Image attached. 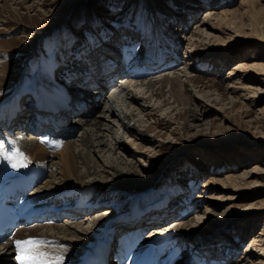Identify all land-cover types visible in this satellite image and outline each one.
I'll return each instance as SVG.
<instances>
[{
    "label": "rangeland",
    "instance_id": "rangeland-1",
    "mask_svg": "<svg viewBox=\"0 0 264 264\" xmlns=\"http://www.w3.org/2000/svg\"><path fill=\"white\" fill-rule=\"evenodd\" d=\"M13 1L15 0L8 1L11 3V10H3L5 18L11 21L7 24L0 21V61H4L0 63V72L6 67L10 70L14 69L9 73L12 75L8 77L10 79L15 75L18 82L12 90H3L0 95L5 97V95H11L13 90L17 92L19 83L22 84V79L26 76L20 90L24 101L26 100V102L23 101L25 105L29 103V94L38 90L40 84L47 82L43 73L49 63L56 65L54 75L60 78V72H63L61 65L68 61L69 57L77 59L79 51L91 42L101 41L106 47L114 44L119 47L122 44L123 49H131L130 55L134 53V57L139 58L147 47L157 46L160 49V46L165 45V48L172 49L171 43L177 44L179 40L183 41L179 54H176L179 57L178 64L173 69H176L175 71L186 82L183 94L193 102L192 115L188 114L183 104L178 101L172 102L174 97H170L171 104L157 108L156 113H152L153 116L149 115V109L143 112L146 115L140 114L139 116L148 120L147 124H153L154 129L158 130L156 138L159 139L156 143L160 145L152 151L148 144L142 142L143 146H146L143 147L146 151V160L143 162L135 159L136 173L121 174L117 178H114L117 173L112 174L114 173L112 170L110 171L112 173L108 174L109 177H103L107 175V172H103V164L110 154L105 149L108 146L102 149V152H98L93 146L82 143L81 140L86 136L85 128L78 126L70 138L66 137L72 142V149L77 157L76 170L84 175L85 180L107 178L108 183L117 181L116 185L110 186L111 188L100 186L97 190L102 196L99 202L105 198L108 199L107 189H113V187L114 191L118 190L121 194L120 197L127 196L125 200L121 198L113 200L112 212H108L117 221L125 219L126 216L122 219L120 215L129 214V210L135 206L149 210L159 206L164 198L170 199L171 203L175 202L169 218L164 223L168 224L180 219L197 221L193 223L194 225L184 228L192 235L190 242H180L181 238L175 237L179 236L181 231L175 233L174 246L180 245V256L176 257L172 264H182L193 254L198 264L199 260L203 262V257L206 258L208 255L203 256L204 254L199 250L202 246L215 249L214 252H209L215 256L208 260L210 262L219 256L218 260L211 261H216L214 264H217L219 260H223L219 264H264V80H262L264 75L259 73V66L249 67L250 69L246 66L240 71L249 73L257 80L251 81L247 77L241 79L240 73H230L235 66L243 62L250 64L255 61L254 58H257L260 63L264 62V40L261 39L263 31L262 28H260L261 31L256 28L258 24L255 22V15L248 10L245 11L246 8L243 9V7L238 8L234 13L238 15V25L224 27L228 28V30L225 29L226 33L210 26H205L206 28L201 26L203 19H207L210 15L208 9L209 11L232 9L237 7L241 0H45L46 5L41 6L38 14L28 11L26 7L20 8L16 4L19 0H16V3ZM32 2L41 1L30 0L29 3ZM2 3L3 0L0 1V5ZM29 3H25V6ZM15 9L18 11L15 12ZM13 16L18 19L15 21ZM210 22L216 26L218 24L217 18L210 19ZM238 27L239 30H236L235 28ZM224 28L221 25L222 31ZM192 33L196 35L191 36ZM159 49L155 48V52L160 53ZM59 52H63L64 55L60 57ZM169 54L171 53L168 52ZM91 57V60L99 62L105 58L97 60V56ZM173 62L175 60L172 58L168 64ZM100 65L106 69L104 63ZM185 66L186 69H194V72L188 69L186 75L192 73L197 76V82L186 80ZM169 71L172 69H161L154 73V76H160ZM84 72L87 74L86 70ZM148 77L151 78V76ZM133 82L135 83V79ZM115 85L117 86L118 82L112 85V89ZM134 90L139 93L143 87L138 86ZM113 91L110 89L103 91V98L106 96L108 99H115L114 96L118 91ZM225 97L232 98L234 102H229L228 98L224 99ZM120 101L124 105L127 103L123 99ZM159 102L158 104L161 103ZM88 106L85 105V109ZM100 106L98 105L93 115L101 113L107 105L103 102L102 107ZM130 106L136 107L137 104ZM28 110L31 116V110ZM74 114L72 116L77 118L78 115ZM113 120H115L114 116ZM115 123L117 126L114 128V134L124 133L121 122L115 120ZM102 126L104 128L107 125L102 124ZM13 129L15 133L12 137L15 139H12V145L15 147L22 141H26L30 148L39 143L38 139L31 134L24 132L17 134L19 129L15 127ZM129 134L130 132L127 135ZM131 137L137 142L132 146L141 142L139 137L132 134L128 139ZM16 138L19 140L16 141ZM4 140L5 138L0 137V141ZM51 146L46 150L53 153L57 148ZM156 150L157 154H154ZM28 152L30 153L29 150ZM52 157L56 160L60 158L55 154ZM48 167L50 169L48 168L47 173H50L52 166ZM252 169L258 172L245 174L246 170ZM229 173L243 174L238 180L240 183L238 181H233L234 184L227 181L221 184L210 182L214 177H225ZM43 176L42 184L48 179ZM112 178L114 180H111ZM81 195L82 193L76 194L71 198L72 202L78 204ZM141 196L149 197L148 201L145 203ZM86 204L87 202L83 203V205ZM105 207H97V209L103 210ZM188 208L191 209L185 214ZM245 212L249 213L243 215ZM97 214L94 212L92 214L91 211L88 215L80 214L72 217L68 212V214L60 215L57 221L63 222L65 217H69L74 222L85 220L82 222L84 227H88L89 232L94 228L90 227L92 220L89 222L86 217L90 216L91 219ZM164 216L165 214H162L159 219ZM46 221L50 224L52 218ZM161 223L162 221L155 225H148L149 233L151 231L152 233H148L147 236H153L157 232L154 227L159 228ZM16 237L21 238V235ZM260 237L263 240H260ZM83 240L81 239L80 242ZM79 246L77 251L81 250L82 245ZM167 253L168 250L162 252V255ZM222 257L234 259L226 261ZM2 260L5 261L0 253V264L3 263ZM240 260H242L241 263L238 262ZM12 263L15 264L14 255Z\"/></svg>",
    "mask_w": 264,
    "mask_h": 264
},
{
    "label": "bare ground",
    "instance_id": "bare-ground-1",
    "mask_svg": "<svg viewBox=\"0 0 264 264\" xmlns=\"http://www.w3.org/2000/svg\"><path fill=\"white\" fill-rule=\"evenodd\" d=\"M8 1L9 0H3V3L0 5V21L3 22V24H7L9 21H11L10 19H6L5 16L3 15V10L6 9L9 10L11 7L10 6L11 3H9ZM15 1L13 2L16 3ZM40 1L41 2L29 3L30 0H19L16 4H18L20 8L26 7L28 8V11H34L35 14H38V12H40V9L42 8L41 6L46 5L45 0H40ZM25 3H29V4L25 6ZM38 5H40V7H38ZM240 7H243V9L246 8L245 11L248 10V12H251L255 15L254 19L256 24H258L256 28L258 29L262 28V31L264 32V0H241L240 4L232 9H222L219 11L214 9H211L209 11L208 9V13H210V15L209 17H207V19L206 18L203 19L201 26L202 25L204 27L210 26L217 31L219 30L220 32L226 33L225 29L228 30V28H224V27L238 25L237 24L238 15L234 13ZM35 10H37V12H35ZM16 11L18 10L15 9V12ZM212 18H217V22H218L217 26L211 24L210 19ZM14 19L16 21L18 18L15 17ZM221 25L223 26L224 31L221 30ZM235 29L239 30V27ZM263 32H261L263 34V37H261V39L264 40ZM194 35L196 34L194 33L191 34V36ZM178 42H179L177 43L178 45L171 43L173 47L172 49L171 47L168 49L165 48V45L163 47L160 46V49L157 46H154L156 49H159L158 51L160 53L155 52V48H153V46L147 47L143 58L140 59L141 63L145 65L143 67H139L135 65L133 68H130L129 66H127V64L131 65L132 61H134V60H132L131 62L129 61L131 57L129 55L127 57V62L125 64L126 67L124 68V70L128 74L127 79L124 78L126 79V82L123 84L122 88L119 89L117 95L114 96L115 99L113 100L108 99V97L106 96L105 98H103L102 96V92L107 87L105 81H108L105 80L106 78L103 75L104 72L103 70L109 68L112 69V67L108 63H106L105 60H102L101 62L96 61L94 59L91 60L92 58L91 56L93 57L97 56L98 58L97 60L101 58L103 59L104 57H108L109 51L114 49L113 46L108 45L106 47L104 42L101 41L100 42L94 41L91 42L90 44H87L86 46L83 47L82 50L79 51V56L77 57V59L76 58L74 59V57L73 58L69 57L68 61H65L61 65L63 67L62 68L63 72H60L61 73L59 78L60 81L53 78V75L54 73H56V69H57L56 65L54 63H49L46 71L43 73V75L45 74L46 76L45 79L47 82H43L42 84H40L36 92H40V95L44 94L46 96L48 92L52 93L50 89H52V86L55 85L59 87L60 92H62L64 87L66 88L72 87L75 90L74 94H72V103L69 104L73 106V109L64 111L61 116L56 117L55 124L52 126L51 130L46 128L44 125H40L41 124L40 121L39 122L37 121L36 123V122H31V120H29L33 115V111H32L33 108H29L27 105L24 104L26 100L24 101L20 92L21 86L22 84H24L26 76L23 77L22 84L19 83L20 86L19 88L16 89L18 90L17 92L13 90V93L11 95H7V96L5 95V97L3 95H0V136L2 135L6 138L5 142L7 144H5V156H13V159H5L3 157H0V192L5 190V184L7 181L13 182L17 179V177L18 178L24 177L29 170L36 168L35 170L36 173H38L41 177L44 175L45 177H48V179L44 181L45 182L44 184L41 183L42 182L41 180L40 184L37 185L36 190H34L30 194V198L40 200L41 203L39 204L38 209L43 208L44 209L43 211L46 213V217L55 216L54 218L56 219V220L53 219L52 223L50 224H48V222L45 223L41 222L42 224L36 222L29 226L16 228L12 237L7 242L1 243L0 253L3 259L5 260L4 262L2 260L3 262L2 264H13L12 256L16 253L13 246L15 240H25L30 237H34L46 241L47 243L42 246L41 250L50 254V256L53 257L57 255H63L65 257L64 264H82L86 259V257L92 252V250L98 248L97 246L98 244H100L103 240L106 241L111 240L110 234H112L113 232H117L120 229L131 230L134 227L140 225L143 227H147L150 224L155 225L161 221L162 223L159 228L154 227V230L157 229V232L155 233L156 236L144 241V244L141 248L144 254L150 252L153 255V257L156 258V256H158V254L160 253L159 252L160 249L164 248V244H161L162 241L166 240L168 237H169L168 241H172V239L175 240V238L177 237L181 238L180 242H186V241L190 242L192 240V235L184 228L186 227L188 228L189 225L191 226V224L197 221L191 222L192 220L188 221V220L180 219L170 222L168 224L164 223V221L169 218V215L171 214L174 206L171 205L170 199H167L162 204V206H159L157 209L152 210L149 214L139 213L142 216L139 217L138 219L133 218L132 209H131L129 210V214L120 215L122 216V219L123 216H126L125 219L117 221L113 219L112 216H110L111 213L108 214V212H112L111 208L113 207L112 205L114 204L113 200L118 198L125 200L127 199V196L122 195L120 197L121 194L118 192V190L114 191V187H113V189H109V190L107 189V191H109L108 194L106 193L108 199L105 198V200L99 202V198L102 196L97 191L100 188V186L110 187L116 185L117 181H115L114 178H117L121 174L134 175L136 173L137 169L134 167L135 159H139L143 162L146 160V151L145 149H143V147L146 146H143L144 144H142V142L148 144L150 150L153 151L154 149H156V146L158 145L156 142L157 139H159L158 137L156 138L158 130L156 128L154 129L153 124L151 123L147 124L148 120L143 119L141 116H139L140 114H142L144 111L147 112V110L149 109V115L153 116L154 114L152 113H156L155 112L156 110L162 108L167 104H171L170 97H174L172 102L176 103V101H178V103L183 104L186 111H188V114L190 116L192 115L193 110L191 105L193 102L191 101V99L188 100L185 94H183L184 92L183 87L185 89L186 82L182 80L181 75L175 71L176 69H173V67H176L175 65L177 64L174 65L171 64L170 66H168V69L170 68L172 69V71L164 72V74L163 75L160 74V76H156V77L154 76V73L158 72V70L160 71L161 69H165V67L162 68L161 65L168 64L166 62L171 61L172 58L175 60V62L178 61L179 57L176 54H179L178 52L180 51V46H182L183 41L179 40ZM84 51L86 52V54L84 53ZM189 51L191 52L192 50ZM97 52L99 55L97 54ZM168 52L171 54L168 55ZM172 54L174 55L172 56ZM62 55H64V53L59 52V56L61 57ZM254 59L255 61H253L250 64L246 62L240 63L239 65L235 66V68L232 71H230V73L231 74L240 73L241 79H243V77H247L251 81L257 80L256 77H252V75H250L247 72L246 73L240 72L241 70L245 69L246 66H248V68L259 66L258 68V70H260L259 73L264 75V62L260 63L257 58ZM2 62L4 63V61H0V63ZM102 63L105 64L106 69H103L101 67L100 64ZM82 67H84L85 69L82 70L81 69ZM188 69H186L185 66L184 75H186ZM12 70L6 67L5 70H2V72H0V92H3V90L6 89L12 90V87H14L17 84L18 81H16L15 75H13L10 79L8 77V75L9 76L12 75L9 74ZM85 70L87 71L86 74L87 77L88 75H90L88 81H85V79L81 76L82 71L84 72ZM189 70L193 71L194 69H189ZM256 73L258 74V72ZM114 74L115 72L109 75L107 79H111L112 78L111 76H113ZM148 76H151V78ZM134 79H135V83L133 82ZM197 79L198 77L192 75V73L191 74L188 73L186 75V80L188 82L190 81L197 82L198 81ZM54 80H55V84L53 82ZM138 80L141 81L139 82ZM262 80H264L263 77ZM93 83L97 84L98 86L92 89L90 85ZM231 84L235 85V83H231ZM117 86L115 85L114 89H116ZM138 86L143 87V90L139 93L134 90V88ZM2 87L5 88L2 89ZM56 90L59 92L58 89ZM167 93L170 94L167 96L166 95ZM52 94L53 96L48 95V98L55 99L56 97L54 96V93ZM62 95L63 93L60 95V98L62 97ZM204 95L206 96V94ZM226 98L229 99V102L233 101L232 98L230 97H225L224 99ZM80 99H84L86 101L85 104L89 105L88 108L86 109L85 107L81 108L78 105V101ZM121 99L127 101V103L124 105V103L120 101ZM155 100L156 101L158 100V102L160 100L161 103L159 102L160 104H158V102H156ZM103 102H105L107 105L105 110L103 109L101 113H98V115H93L98 105L100 106L101 104L100 107H102ZM132 104H137V106L131 107L130 105ZM28 109H31V113H32L31 116L29 114ZM75 110H78V112H75ZM136 110L138 111L136 112ZM189 111H191V113ZM73 113H75L74 115H78V117L74 118L72 116ZM117 114L118 116H116ZM113 116L115 117V120L121 122V125L124 127V133L120 132L118 134H114V128H116L117 123H115V120H113ZM36 120L39 119L37 118ZM210 121L211 120L209 119V122ZM102 124H105L107 126L103 128ZM30 126H32V128H28ZM78 126L85 128L84 134L86 136L83 137V139L81 140L82 143L88 146L89 145L93 146L95 151L98 152H102V149L108 146V148L105 149L109 151L110 154L107 159L104 158L107 161L105 163L103 162L104 163L103 172H107V175L103 177H109L108 174H111L112 172L110 171L112 170L114 171V173L112 174L115 175V173H117V176L111 179L114 180V182L108 183L107 178L103 180H98V179L85 180L84 175L80 174L76 170L75 162L77 157L75 151L72 149V142L67 140L66 137L69 136L70 138L74 129L77 128ZM13 127L19 129L16 132L17 134H22L24 130H28V129L35 130L34 128H36V129H40V132L45 133V135L41 141L38 140L39 143L36 144L35 147L33 148H30L31 147L30 145L28 147V144L25 143L26 141H22L19 144V146L15 147L14 145H12V139H15L12 137V134L15 133L14 132L15 129H13ZM129 132L130 134L127 135ZM131 134L133 136L139 137V139L141 140V142H138L136 146H132L133 143L134 144L137 143L135 141L136 140L135 138L132 139L131 137L128 139V137H130ZM17 140H19V138H16V141ZM56 142L62 143V147L57 148L53 153L48 152L46 149L50 147V145L53 146ZM16 149H18L20 152H23V154L27 157V161H25V163H27V167L13 168L11 166L13 163H18V156H16L15 153ZM28 150L30 151L31 155L28 152ZM53 154L60 156V158L59 159L57 158L58 160L53 159L52 157ZM154 154H157V150L156 152L154 151ZM48 166H52L51 169L52 171L50 173L49 172L47 173L49 168ZM251 172L256 173L258 171H256L255 169L254 170L252 169L251 171L246 170L245 174H250ZM59 173L61 175H59ZM241 176H243V174L241 173L239 174L229 173L226 174L225 177H214L212 180H210V182L212 184H221L226 181L233 182V181H238L241 178ZM238 182L240 183V181ZM80 193H84V194L81 197L78 205L77 206L72 205L77 203L72 202V200L70 199L73 198L76 194H80ZM141 198L144 199L146 203L148 201L147 198L149 197L141 196ZM69 201H71L72 203H69ZM84 202H87V204L83 205ZM91 202H93L92 206H91ZM50 204L52 205L51 208H49ZM58 205L59 207L62 206L60 215L64 213L68 214L69 212L70 216L75 217L80 214H83L81 216H84V214L88 215L89 212L91 211L92 214L93 212L95 214L98 213L96 216H93L91 219L90 216L88 217L85 216L87 219H89V222L90 220H92L91 223L92 226L90 227L91 229L92 228L94 229L88 232L89 230L88 227H84L85 225H83L85 220L74 222L73 220H70L69 217H67L64 219L63 222H58L57 221L58 215L56 214V210L52 209V208L55 209L59 208ZM104 206L106 207L103 210H100L101 208L97 209V207H104ZM246 213L249 212H245L243 213V215ZM162 214H165V216L160 218L161 219L160 220L159 217L162 216ZM175 215L178 216V214ZM120 216L118 217V219L120 218ZM112 225L114 226L112 227ZM178 232H180V234H178L179 236H176L174 238L175 233ZM151 233L152 231L149 234ZM138 234L139 232H137V234L134 235L135 238L137 237L136 235ZM17 235H21V238H18L19 236L16 237ZM139 238L140 237H138V239ZM155 238L156 241L154 240ZM81 239L82 240L85 239V240H83V242H80ZM86 239L89 241H87ZM259 239L263 240L262 237H260ZM153 241H155L154 242L155 244L153 243ZM79 245H82V247L80 248L81 250L77 251L76 249H78ZM61 246H65V247H61ZM199 250L204 254L203 256L208 255V257H206L207 259H205L206 262L212 256H215L212 253L209 254V252H214L215 249H209L208 247L202 246ZM247 256L248 254L246 255V257ZM232 257L228 259L226 257H222V258L228 261V260H233L234 258L232 259ZM214 259L218 260L219 256L213 258L212 261ZM244 259L245 258H243V260ZM165 261L166 258L159 260L161 264H164ZM221 262H223V260H219L217 264ZM238 262L241 263L242 260ZM214 263L215 262H211V264ZM183 264H193V262L191 261V259L187 261L185 259Z\"/></svg>",
    "mask_w": 264,
    "mask_h": 264
},
{
    "label": "snow or ice",
    "instance_id": "snow-or-ice-1",
    "mask_svg": "<svg viewBox=\"0 0 264 264\" xmlns=\"http://www.w3.org/2000/svg\"><path fill=\"white\" fill-rule=\"evenodd\" d=\"M55 148L62 147V143L56 142ZM16 156H18V163H13V168L27 167V157L18 149L15 150ZM0 157L5 159H13V156H5V145L0 141ZM47 242L38 238L30 237L25 240H15L14 249L16 255L14 259L17 264H64L65 257L63 255L50 256V254L41 250L42 246ZM65 247V246H61Z\"/></svg>",
    "mask_w": 264,
    "mask_h": 264
}]
</instances>
